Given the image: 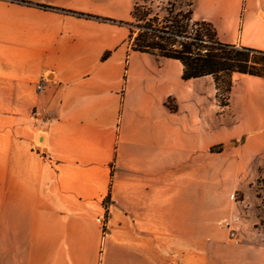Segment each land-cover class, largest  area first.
<instances>
[{"label": "crops", "instance_id": "1", "mask_svg": "<svg viewBox=\"0 0 264 264\" xmlns=\"http://www.w3.org/2000/svg\"><path fill=\"white\" fill-rule=\"evenodd\" d=\"M25 1L0 0V264H264V227L228 226L264 166V77L233 73L223 107L213 76L132 50L134 0ZM194 19L264 51V0Z\"/></svg>", "mask_w": 264, "mask_h": 264}, {"label": "trees", "instance_id": "2", "mask_svg": "<svg viewBox=\"0 0 264 264\" xmlns=\"http://www.w3.org/2000/svg\"><path fill=\"white\" fill-rule=\"evenodd\" d=\"M12 1L33 5L25 0ZM182 2L185 8L181 6L176 11V5L172 4V8L166 9V14L162 16L154 11L153 1H135L131 13L133 21L119 23H125L130 28L129 42L132 50L179 60L184 66L183 78L186 80L213 76L218 102L223 107L227 106L232 90L233 73L264 77V51L221 42L210 22L194 19L196 0ZM35 5L78 17L116 22L89 13L44 4ZM108 55L109 53H106L104 58ZM222 85L224 98H221L220 93Z\"/></svg>", "mask_w": 264, "mask_h": 264}, {"label": "rangeland", "instance_id": "3", "mask_svg": "<svg viewBox=\"0 0 264 264\" xmlns=\"http://www.w3.org/2000/svg\"><path fill=\"white\" fill-rule=\"evenodd\" d=\"M135 1H153L156 13L160 15L166 14V9H171L172 4L176 5V11L182 6L185 8L183 0H134ZM130 21H133L131 18ZM221 98H224V88L220 89ZM257 177L260 181H257V178L250 184L246 189L245 193L236 194L237 201L239 202V211L234 214L233 217H238V222L240 225L244 223H257L258 225L264 227V166L260 168Z\"/></svg>", "mask_w": 264, "mask_h": 264}, {"label": "built area", "instance_id": "4", "mask_svg": "<svg viewBox=\"0 0 264 264\" xmlns=\"http://www.w3.org/2000/svg\"><path fill=\"white\" fill-rule=\"evenodd\" d=\"M45 80L46 79H42L37 87L38 89H43L44 88V83H45ZM238 217H233L232 220L228 223V226L230 228V238L238 243L240 241V238H239V232H240V229H241V225H240V222H238Z\"/></svg>", "mask_w": 264, "mask_h": 264}]
</instances>
